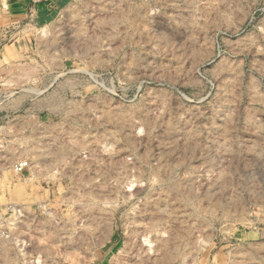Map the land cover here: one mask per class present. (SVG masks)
<instances>
[{"label":"rangeland","instance_id":"obj_1","mask_svg":"<svg viewBox=\"0 0 264 264\" xmlns=\"http://www.w3.org/2000/svg\"><path fill=\"white\" fill-rule=\"evenodd\" d=\"M24 1L0 0V264H264V0Z\"/></svg>","mask_w":264,"mask_h":264},{"label":"crops","instance_id":"obj_2","mask_svg":"<svg viewBox=\"0 0 264 264\" xmlns=\"http://www.w3.org/2000/svg\"><path fill=\"white\" fill-rule=\"evenodd\" d=\"M14 1H17V0H14ZM31 4H32L31 0H25L24 1V6L25 7L23 9L26 10V11H28V10L32 11L33 8L29 7V6H31ZM38 5H40V4H38ZM44 5L45 6H43V8L35 5V7L38 8L37 12L40 13V12H42L44 10L45 12H47V14H50L53 9L58 8L59 6L62 5V1L61 0H50V1L46 2V3H44Z\"/></svg>","mask_w":264,"mask_h":264},{"label":"built area","instance_id":"obj_3","mask_svg":"<svg viewBox=\"0 0 264 264\" xmlns=\"http://www.w3.org/2000/svg\"><path fill=\"white\" fill-rule=\"evenodd\" d=\"M25 166H28L27 162H25L24 164H21V168H24Z\"/></svg>","mask_w":264,"mask_h":264}]
</instances>
